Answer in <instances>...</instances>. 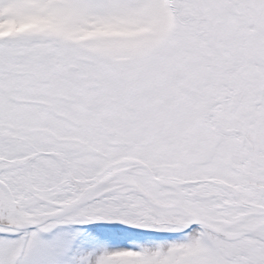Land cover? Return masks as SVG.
<instances>
[{
	"label": "snow or ice",
	"instance_id": "obj_1",
	"mask_svg": "<svg viewBox=\"0 0 264 264\" xmlns=\"http://www.w3.org/2000/svg\"><path fill=\"white\" fill-rule=\"evenodd\" d=\"M0 264H264V0H0Z\"/></svg>",
	"mask_w": 264,
	"mask_h": 264
}]
</instances>
